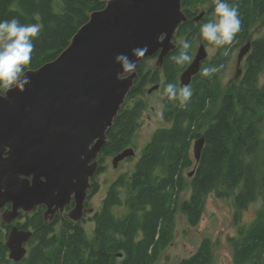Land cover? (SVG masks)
Wrapping results in <instances>:
<instances>
[{
    "label": "trees",
    "instance_id": "1",
    "mask_svg": "<svg viewBox=\"0 0 264 264\" xmlns=\"http://www.w3.org/2000/svg\"><path fill=\"white\" fill-rule=\"evenodd\" d=\"M107 1L0 0V20L15 17L21 23L41 25L40 35L34 40L32 61L26 71L55 59L89 20L90 14L104 8ZM200 1L183 0L187 20L175 35L177 48L182 39L191 40L190 54L193 57L199 27L209 21L206 17L202 18L203 21L196 20ZM208 1L207 15L211 16L214 5L212 0ZM228 2L238 5L241 18V30L230 50L251 43L243 59L245 67L235 92L225 95L220 106L214 107L224 65L231 55L229 51L224 56L223 49H219L210 65L222 64L223 68L211 78H202L198 74L193 77V98L184 109L165 98L163 117L168 126L155 132L129 178L123 176L112 183L101 211L95 215L93 238L89 239L84 228L75 224H67L66 230L58 236L53 225L44 223L42 213L36 214L32 218L36 229L32 250L19 264H157L173 239L175 214L188 176L185 171L194 163L191 144L200 136V124L206 125V143L190 177L192 195L181 203V210L195 225L203 215L210 191L215 190L223 197L239 187L234 216L238 226V236L233 238L235 259L238 264L246 261L264 264V204L252 225L239 228L242 212L264 188V144L259 128L261 123L264 124V115L260 116L258 112V109H264V83H260L264 70V36L258 39L251 36V27L264 17V0ZM175 51L165 58L166 80L163 85L168 82L181 85L180 75L186 67L170 61L169 57ZM205 66L204 61L201 68ZM143 67L141 63L137 68L140 78L135 81L125 102L146 91L150 79L148 74L143 75ZM151 79L158 82L157 75ZM124 104L107 132L103 152L109 155H117L128 148L139 127L144 103ZM7 251L4 239L0 238V264H9ZM213 259L212 241L206 237L194 254L176 264H212Z\"/></svg>",
    "mask_w": 264,
    "mask_h": 264
},
{
    "label": "water",
    "instance_id": "2",
    "mask_svg": "<svg viewBox=\"0 0 264 264\" xmlns=\"http://www.w3.org/2000/svg\"><path fill=\"white\" fill-rule=\"evenodd\" d=\"M186 20L183 0H108L90 14L55 59L26 70L31 83L24 93L13 89L0 97V211L13 205L0 215L3 222L10 225L39 205L46 206L45 215L53 218L73 196L76 205L66 213L70 219L80 221L92 210L85 209V201L99 170L98 157L139 78L137 68L155 56L157 66L163 67L177 48L176 31ZM144 45L148 52L136 71L118 79L120 66L114 57ZM250 47L248 42L240 49L238 67ZM207 58L201 44L192 64L181 73V84L191 83ZM241 73L239 69L238 76ZM205 143V135L194 143L197 162ZM135 154L132 147L124 149L115 155L114 167ZM32 235L12 226L5 241L10 259L20 262L26 257L25 244Z\"/></svg>",
    "mask_w": 264,
    "mask_h": 264
},
{
    "label": "rangeland",
    "instance_id": "3",
    "mask_svg": "<svg viewBox=\"0 0 264 264\" xmlns=\"http://www.w3.org/2000/svg\"><path fill=\"white\" fill-rule=\"evenodd\" d=\"M200 4V13L198 16L200 18L197 21H203L201 17H206V19L211 20L212 16L207 15L205 11L208 10L210 2L208 0H202ZM184 8V7H183ZM205 12V13H204ZM203 13V14H202ZM207 13V14H206ZM197 16V17H198ZM252 37L254 39L261 38L264 36V17L258 20L251 27ZM207 43L206 41H201L199 36L195 42V53H197L199 46L201 44ZM205 44L208 51V58L205 61L207 66L210 65V62L214 60L219 49H216L213 45L207 43ZM244 46V45H243ZM242 45L236 50L232 48L230 50V57L227 63L224 65L225 69L220 79L218 90L216 92V99L214 100V107H219L223 97L227 94H232L235 92L237 86H239V75L238 70L244 69L245 62L242 61L240 67L237 66V59ZM156 57V58H155ZM149 57L146 61L143 62V75H149V81L146 84V91L140 93L133 97H130L126 104L129 106L134 105L138 101L144 103L143 111L139 119V127L137 128L135 135L133 136L132 144L129 146L135 150V155L122 160L118 167H114V157L115 155H109L104 152L100 153L99 160V170L93 178L94 188L88 193V204L90 207H93L90 213L85 214V217L82 218L78 224L84 228L85 233L89 239H92L94 236L95 230V215L97 212L101 211L104 200L107 196V193L110 189L112 183H114L120 177L129 178L130 174L135 171L136 165L140 158L143 155V152L153 139L155 132L161 127H167L164 117L159 118V113L165 110V98L162 96L163 92V83L166 80L165 71L163 67L157 66V56ZM155 75L158 76V82L152 81ZM140 78V76H139ZM138 78V79H139ZM260 83H264V70L260 75ZM158 85V88L149 92V89ZM125 105V104H124ZM260 116L264 115V109H258ZM206 125L200 127L198 126V134L201 136L205 133ZM260 128V137L261 141L264 144V124L259 125ZM199 137V136H198ZM194 138L191 144V153L194 159L192 167L186 169V186L180 196V204L176 210L175 214V229L173 233V239L170 244L164 250V256L161 257L160 261L157 264H176L184 258L190 257L194 254L204 238L209 237L212 241L214 259L212 264H238L235 259V250L233 244V238L238 236L237 228L238 226L235 223L234 216L237 211L236 206V194L239 192V187L235 188L233 191L228 193L226 196H218L215 190L210 191L205 200V208L203 215L200 221L193 225L189 222L188 216L186 213L181 210V203L185 200H189L192 195L191 188V173L195 168V155H194V143L196 139ZM263 158V155H262ZM260 169L262 170V161L259 159ZM191 177V178H190ZM97 185V186H96ZM222 188V186H219ZM223 189V188H222ZM263 198V197H262ZM259 197L255 201L251 202L246 210L242 212L241 225L240 229L245 226L249 227L256 220L258 215V210L263 204V199ZM29 218V217H27ZM58 222V221H57ZM55 224V231L58 236H61L62 233L66 230L63 228L60 222ZM245 231V230H244ZM4 231L0 229V238H3ZM4 241L6 240L3 238ZM30 248V247H29ZM32 250V249H31ZM30 251V250H29ZM30 253L28 254L29 257ZM165 257H168V260H165ZM9 258V256H8ZM10 259V258H9ZM9 264H19L14 262L12 259L9 261ZM242 264H252L251 261H246Z\"/></svg>",
    "mask_w": 264,
    "mask_h": 264
},
{
    "label": "clouds",
    "instance_id": "4",
    "mask_svg": "<svg viewBox=\"0 0 264 264\" xmlns=\"http://www.w3.org/2000/svg\"><path fill=\"white\" fill-rule=\"evenodd\" d=\"M212 19L203 23L198 30L199 38L213 45L216 49H223L222 55L227 56L236 35L241 30L239 7L228 0H212ZM41 32L39 23H21L18 18L0 20V97L6 96L11 90L24 93L25 87L31 83V78L25 71L32 61L34 40ZM192 42L182 39L170 61L179 67L190 66L193 55L190 54ZM148 46L134 47L130 54L119 53L114 57V63L120 66L117 78H126L134 73L137 64L146 53ZM223 65H209L202 67L198 75L211 78L219 73ZM194 89L191 83L177 85L168 82L163 86L162 96L168 101L177 102L179 108L184 109L193 98ZM163 118V112L159 113Z\"/></svg>",
    "mask_w": 264,
    "mask_h": 264
},
{
    "label": "flooded vegetation",
    "instance_id": "5",
    "mask_svg": "<svg viewBox=\"0 0 264 264\" xmlns=\"http://www.w3.org/2000/svg\"><path fill=\"white\" fill-rule=\"evenodd\" d=\"M206 12H207V9L205 10ZM205 13V12H204ZM207 14V13H206ZM201 18H203V17H201ZM202 41V40H201ZM205 43V42H204ZM206 44V43H205ZM206 45H208V44H206ZM156 58V57H155ZM201 136V135H200ZM199 136V137H200ZM197 140V139H196ZM102 152H103V150H102ZM101 152V153H102ZM95 178V177H94ZM92 186H93V188H94V181H93V179H92ZM259 197H263L262 199H263V204H264V188L262 189V193L259 195ZM258 197V198H259ZM257 198V199H258ZM251 202H253V201H251ZM250 202V203H251ZM249 203V204H250ZM248 204V205H249ZM75 205H76V202H75V198H74V196H73V198H72V200H71V202L69 203V204H66L65 205V207H64V209L63 210H61V209H59L58 211H56L55 212V215H54V217L53 218H51V214H49V215H45V212H46V206H44V205H39V206H37L31 213H25V212H23L18 218H16L15 220H13L12 221V223L10 224V225H7L5 222H3L2 221V219L0 218V229H2L3 231H4V234H3V238H5L6 240H7V238H8V235H9V232H10V230H11V228H12V226H17L18 228H19V230H26V231H32V233H33V235H34V232H35V227L32 225L33 224V220H32V218H33V216L34 215H36V214H40V213H42V216H43V219H44V223H46V224H48V225H53L54 226V232L56 233V231H55V224H56V222H57V224L60 222V224L62 225V227L63 228H66V225L67 224H75V225H79L78 224V222L79 221H74V220H72V219H70L67 215H66V213H69L74 207H75ZM91 205L90 204H88V199H86V201H85V209H87V210H90V209H92L93 207H90ZM264 206V205H263ZM13 207V205H12V203H9V204H7L6 206H5V208H3L1 211H0V215L3 213V212H5V211H7V210H10L11 208ZM89 213H90V211H88ZM88 212L87 213H85V214H88ZM27 217H29V218H27ZM84 217H85V215H84ZM83 217V218H84ZM81 221V220H80ZM33 235H32V238H33ZM32 238H31V240L29 241V242H27L26 244H25V246H26V248H27V255H26V257L22 260V261H20V262H23L24 260H26L27 258H28V254L31 252V249H32ZM5 240V241H6ZM4 241V242H5ZM30 247V248H29ZM8 250V249H7ZM30 250V251H29ZM7 254H8V256H9V254H10V252H9V250L7 251ZM11 260V259H10ZM14 261V260H13ZM15 262V261H14ZM20 262H16V263H20Z\"/></svg>",
    "mask_w": 264,
    "mask_h": 264
}]
</instances>
